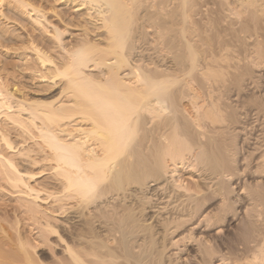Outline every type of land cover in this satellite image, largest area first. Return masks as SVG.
I'll use <instances>...</instances> for the list:
<instances>
[{
    "label": "bare ground",
    "instance_id": "1",
    "mask_svg": "<svg viewBox=\"0 0 264 264\" xmlns=\"http://www.w3.org/2000/svg\"><path fill=\"white\" fill-rule=\"evenodd\" d=\"M5 1L12 4L7 6L0 0V47H6L8 36L16 31L6 27L7 20L23 13L31 26L21 24L22 32L14 37L20 38L26 45L23 50L30 53L32 64L24 61L25 56L21 58L24 67L41 82L54 83L62 77L64 82L57 100L26 102L8 89V69L0 58V119L24 132L31 125L53 161V190L46 192L36 184L40 172L21 168L6 152L27 156L23 161L32 168L39 159L15 150L13 139L0 131L5 148L0 150L2 178L9 184L10 193L22 195L19 206L28 221L38 224V235L33 238L16 231V249L7 256L0 249V264H6L3 260L7 258L9 264H45L30 250L51 239L56 240L53 245L61 247L60 255L54 252L55 258L50 259L53 264H176L169 247L177 248L180 243L188 253L180 264H264V223H257V217L248 210L251 205H264V139L256 129L249 132V138L244 136L247 126L264 119V92L249 94L258 88L253 89L258 84L255 77L264 76L263 44L258 47L262 49H255L256 61L250 60L260 68H254L245 54L238 62L231 59L234 64L230 61L232 65L227 67L218 64L220 54L203 56L200 61L202 57L186 40L191 54L186 59L175 57V64L170 66L146 58L143 52L147 47L142 52L143 48L136 45L140 25L136 17L133 19V11L135 14L142 5L138 0ZM189 1L182 4L186 6ZM49 12L57 22L49 20ZM243 24L247 32L251 23ZM258 29L264 36V27L258 25ZM184 42L180 40L179 45ZM184 70L193 74L191 84L204 90L205 104L197 106L199 97L192 85L180 81L178 73ZM86 84L94 89L97 85L99 93L91 87L84 89ZM60 94L69 99L61 100ZM180 94L182 101L177 100ZM80 96L85 99L83 103L78 100ZM183 101L195 108L196 118L185 117ZM239 101H248V105L234 108ZM258 124L262 127L263 123ZM179 170L191 172L199 180H182L176 174ZM242 172L251 176L248 183L255 187L250 188L249 196L237 199L248 185L238 180ZM238 210V222L225 228L222 221L233 220L231 214ZM55 217L61 219L56 221ZM191 245L193 249L188 250Z\"/></svg>",
    "mask_w": 264,
    "mask_h": 264
},
{
    "label": "rangeland",
    "instance_id": "2",
    "mask_svg": "<svg viewBox=\"0 0 264 264\" xmlns=\"http://www.w3.org/2000/svg\"><path fill=\"white\" fill-rule=\"evenodd\" d=\"M137 1V0H136ZM134 0V2H136ZM140 1V3L142 5L139 4L140 8L136 10V13L134 14V11H133V19L136 17L137 18V23L141 26H139L138 28V35L137 36L138 40H136V45L139 46L140 48H143L141 49L142 52L143 50H145L146 48V52H143V56H146V58L150 57V58H153L154 61L158 62L159 60V63H162V64H167V65H172V64H175L176 62V58H181V57H185L188 58V55H190L191 53L188 51V48L186 46V43L184 42L185 40L188 41L195 53H196V50H197V53L196 54H200L199 57H202L198 60L200 61H203L204 58L203 56L205 57H209V56H213V54L217 56H222L225 60L223 61V58L221 59L220 57L218 58L219 59V65L223 64L225 67H227L228 65H232L234 64V60L235 62L244 57L243 55L245 54L246 56L245 57H248L249 61L251 60L252 62L256 61L255 57L253 56H256V58L258 57L257 53H256V50L255 49H262L261 47H259V43H262V47L264 48V36L262 35L263 33H261L258 29V25H262L264 27V0H252V3L251 1L249 2V0H190L188 3L191 2V4H188L185 6V3L184 5L182 4L184 2V0H138ZM162 1V2H161ZM166 1V2H165ZM224 1V2H223ZM239 1V2H238ZM254 1V2H253ZM133 2V3H134ZM176 2L179 4H176ZM243 2V3H242ZM4 4H6L7 6H11L12 3H9V2H6L4 0L3 2ZM132 3V4H133ZM137 4V3H135ZM138 4L136 5V7H139ZM221 4V5H220ZM250 4V5H249ZM167 5V6H166ZM227 5V6H226ZM242 8H241V6ZM255 5V6H254ZM181 6V7H180ZM197 6V7H196ZM260 6V7H259ZM62 7H65V6H62ZM68 6H66L67 8ZM130 7L135 8V6L133 7V5H131L130 3ZM167 7V8H166ZM185 7V8H184ZM58 8H61V6H59ZM177 10H176V9ZM184 8V9H183ZM246 8V9H245ZM258 8V9H257ZM263 8V9H261ZM157 9V10H156ZM253 11H252V10ZM256 9V10H254ZM260 9L262 11H260ZM134 10V9H133ZM151 10V11H150ZM162 10V11H161ZM172 10V11H171ZM251 10V11H250ZM146 11V12H145ZM167 11V13H165ZM227 13H225V12ZM230 11H232V14ZM239 11V12H237ZM249 11V12H248ZM254 11H257V12H254ZM260 11V13L258 12ZM183 12V13H182ZM188 13V17L185 18L184 16L186 15L185 13ZM251 12V13H250ZM138 13V14H137ZM176 13V14H175ZM195 13V14H194ZM222 15H221V14ZM253 13V14H252ZM18 14L20 15L19 16H15V17H12V19L10 20H7L8 24H7V28L9 30H13L16 29V31H14V34L12 35H9V41H7V43H5L6 47L4 46L3 49L0 47V52L1 50L3 51L2 52V56H0L1 59H3V62H5L6 64V67H7V71H6V75H5V79H6V84H7V87L9 90H12L14 93H15V96H17L18 98H21L22 99H26V102L28 101H37V100H42V101H45L46 102H50V101H54V100H57V97L60 93V89L63 85V82H64V78L62 77V79H54V83L52 81L49 82V81H46V82H41L39 81L38 78H36V76L34 75L33 76V72L32 70H29V69H26L24 67V63L25 62H28L30 64H32V60L30 59V53L26 52V50L24 51L23 47H25L26 45L20 41V38L18 37H14V35H16V33H21L22 30L20 29L21 28V24H26L27 27H30L31 23L29 22V18L28 16L26 15H22L23 13L21 12H18ZM165 16H164V15ZM185 14V15H183ZM251 14V16H250ZM256 16L254 17L253 15ZM135 15V16H134ZM155 15V16H154ZM167 15V17H166ZM170 15V16H169ZM48 16H49V20H51L52 22H57L55 21V17H53V14L52 13H48ZM139 17V18H138ZM156 17V18H155ZM246 17V18H245ZM258 20H257V18ZM262 17V18H261ZM1 18V16H0ZM15 18V19H14ZM135 18V20H136ZM181 18V19H180ZM194 18V19H193ZM255 18V20L253 21V19ZM70 19V17H69ZM172 19V20H171ZM184 19V20H183ZM197 19V20H196ZM2 21V18L0 19ZM13 20V21H12ZM169 20V21H168ZM211 20V21H210ZM222 20V21H221ZM240 20V21H239ZM251 20V21H250ZM261 20V21H260ZM0 21V22H1ZM24 21V22H23ZM68 21V20H67ZM69 21H72V20H69ZM68 21V22H69ZM242 21V22H241ZM245 21H248L249 23H251L248 27V30L247 29V32H246V28L244 26L243 23H245ZM6 20H4L3 23H5ZM152 22V23H151ZM195 22V23H194ZM237 22V23H236ZM253 22V23H252ZM257 27H256V25ZM259 22V23H257ZM261 22V23H260ZM171 24V26H170ZM198 24V25H197ZM240 24V25H239ZM255 27H254V25ZM203 25V26H202ZM144 28H143V27ZM150 26V27H149ZM159 26V27H158ZM162 26V27H161ZM180 26H182L180 28ZM184 26V27H183ZM209 26V27H208ZM216 28H215V27ZM234 26V27H233ZM243 26V27H242ZM174 27V28H172ZM255 29H254V28ZM73 28V27H72ZM211 28V29H210ZM252 28V29H251ZM257 28V29H256ZM145 29V30H144ZM168 29V30H167ZM180 29V32L182 31V33L180 34V32L178 31ZM232 29V30H231ZM235 29L237 31H235ZM142 30V31H141ZM154 30V31H153ZM241 30V31H240ZM254 30V31H253ZM255 30L257 32H255ZM71 32L75 33L77 32L76 30H70ZM141 31V32H140ZM163 31V32H162ZM184 31V32H183ZM187 31V32H186ZM193 31V32H191ZM189 32V33H188ZM208 32V33H207ZM236 32V33H235ZM239 32V33H238ZM143 33V34H141ZM176 33V34H175ZM231 33H233V35H231ZM238 33V34H237ZM255 33V34H253ZM67 34V33H65ZM189 34V35H188ZM192 34V35H191ZM202 34V35H201ZM205 34V35H204ZM224 34V35H223ZM236 34V35H235ZM141 35L142 38H141ZM181 35V36H180ZM246 35V36H245ZM65 36V35H64ZM159 36V37H157ZM170 36V37H169ZM180 36V38H179ZM189 36V37H188ZM236 36V37H235ZM256 36V37H255ZM259 36V37H258ZM11 37V38H10ZM183 37V38H182ZM253 37V38H252ZM157 38V39H156ZM207 38V39H206ZM220 38V39H219ZM236 38V39H235ZM251 38V39H250ZM257 38V39H256ZM172 39V44L170 42V40ZM201 39V40H199ZM239 39V41H238ZM247 39V40H246ZM65 40H69L68 37L65 38ZM180 40H181V43L184 42L185 45H179L181 44L180 43ZM191 40V41H190ZM147 41V42H146ZM242 41V42H240ZM239 42V43H238ZM204 43V44H203ZM247 43V45H246ZM255 43V44H254ZM258 43V44H257ZM15 44V45H14ZM195 44V46H194ZM203 46H202V45ZM222 44V45H221ZM227 44V45H226ZM237 44V45H236ZM247 47H243L244 45ZM257 44V45H256ZM25 45V46H24ZM142 45V47H141ZM146 45V46H145ZM216 45V46H215ZM219 45V46H218ZM236 45V46H235ZM240 45V46H239ZM254 45V46H253ZM256 45V46H255ZM21 46V47H20ZM229 46V47H228ZM233 46V47H232ZM215 47V48H214ZM241 47V49H240ZM250 47V48H249ZM253 47V49H251ZM257 47V48H256ZM213 48V49H212ZM228 48V49H227ZM232 48V49H231ZM234 48V49H233ZM237 48V49H236ZM238 48L240 49V51L244 49H246V53H244L245 51H242L240 52L238 50ZM149 49V50H148ZM208 49V50H207ZM238 51H236V50ZM148 50V51H147ZM156 50V51H155ZM210 50L213 51L214 53L211 52L212 55H210ZM218 50V51H217ZM221 50V51H220ZM150 53H147L149 52ZM233 51V52H232ZM207 52V53H206ZM225 52V53H224ZM240 52V54H239ZM252 52V53H251ZM145 53V54H144ZM206 53V55H205ZM209 53V54H208ZM231 53V54H230ZM256 53V55L254 54ZM19 54L21 55L19 57ZM149 54V55H148ZM157 54V55H156ZM164 54V56H163ZM181 54V55H180ZM225 54V55H224ZM226 54H227V57H226ZM235 56H234V55ZM250 54V55H249ZM183 55V56H182ZM209 55V56H208ZM229 55V56H228ZM231 55H232V58H231ZM25 56L24 58V61L25 59L27 61L23 62L21 60V58ZM225 56V57H224ZM234 56V58H233ZM237 56H240V57H237ZM176 57V58H175ZM214 57V56H213ZM215 57V58H216ZM252 57V58H251ZM164 58V60H163ZM238 58V59H237ZM254 58V59H253ZM157 59V60H156ZM216 58V60H218ZM221 59V60H220ZM227 59V61H226ZM231 59H234V60H231ZM237 59V60H236ZM247 59V60H248ZM253 59V60H252ZM31 60V61H30ZM231 61L232 64H229ZM251 63V65H254V68L257 66V64H254V63ZM164 62V63H163ZM171 63V64H170ZM199 63V62H198ZM228 64V65H227ZM256 65V66H255ZM262 66V64L260 65ZM259 67V65L257 66V68ZM260 68V67H259ZM263 68V66H262ZM15 70V71H14ZM263 72V70H261ZM96 71H93V73H95ZM186 72V73H185ZM188 71H183L181 73V75L178 73V75L180 76L179 78L181 79L180 81L183 80L182 83H188L189 85H192V90L195 91V93L197 94V96L199 97L198 100H196V105L197 106H200L201 103L205 101V95H204V90L200 89L198 90L197 88V85L193 84L194 82H192L191 84V78L193 79V77L191 75H193L191 72V75L187 73ZM185 73V74H184ZM257 73H260V72H257ZM11 74V75H10ZM184 74V75H183ZM259 75V74H258ZM256 76L254 80L255 83H258V84H255V88L253 89H256V94L253 90V92L251 91L249 94H254V96H257V93L260 92H264V77L263 74H260L262 77L260 78V75L259 76ZM59 77V76H58ZM61 77V76H60ZM191 77V78H190ZM258 77V79H257ZM190 78V79H189ZM191 80V81H190ZM8 81V82H7ZM263 82V83H262ZM60 83V84H59ZM92 84V83H91ZM94 84V83H93ZM92 84V85H93ZM90 86L88 84H86V86H83L85 87L84 89H89V87H91V89L95 90L97 85L94 86L95 89L93 88V86ZM257 85V86H256ZM260 85V87H259ZM191 88V86H190ZM196 88V90H195ZM49 89V90H48ZM102 89V88H100ZM97 90H99V88H97ZM202 90V91H201ZM263 90V91H262ZM92 91V90H91ZM189 90L187 89V92ZM197 91V92H196ZM95 93H99V91L97 92L95 90ZM188 94V93H187ZM190 94V93H189ZM188 94V95H189ZM251 94V95H252ZM56 96V97H55ZM181 96L183 95H179V98L177 100H180ZM204 96V97H203ZM71 97L73 99L77 98L78 96H72ZM82 96H80V98H78V100L83 101L85 100L84 97L81 98ZM61 100H64V99H69L68 97L66 98L64 95L62 96V94H60V97H59ZM204 98V99H203ZM185 99V98H184ZM224 101L228 102L229 103V100L227 101V99H225V97H223ZM80 101V102H81ZM182 101V99H181ZM249 101V104H252L253 100H251V98L248 100ZM248 101L244 102L247 103L246 106L248 105ZM179 104L181 102L177 101ZM202 103V104H203ZM234 103V102H233ZM239 103L243 104V101H239ZM238 102L234 103L235 104V107L234 108H237L238 106L241 107V106H244L239 104ZM183 104H185V117H189V119H194L196 118L195 116L197 115L196 112H195V108L193 109V106L188 104L187 101H183ZM205 104V103H204ZM236 104H238L236 106ZM187 109V110H186ZM196 114V115H195ZM183 117V116H182ZM184 117V118H185ZM194 117V118H193ZM78 119V118H77ZM252 121L254 120L253 118L251 119ZM250 120V121H251ZM263 120V121H262ZM260 119L258 121V123H263L260 127V124H255V121L254 124L253 122L251 123V125H249V127L245 129V133H244V136L246 138H249L250 137V133L249 132H252L254 131L255 129L257 130L258 132V135H259V131H260V136L262 137V139H264V119ZM261 121V122H260ZM37 122H40L39 120H37ZM256 125H258V127H260V129L257 127L256 128ZM4 126V127H3ZM6 126L8 128H6ZM0 131H2L3 134L7 135L8 134V137L12 140L13 139V145L16 146V149L15 150H21L22 152L24 153H27L28 155L30 154L31 156L34 157V155L37 157V159H39V163L35 164V166L32 168L31 166L33 165H29V164H26L27 161H23V158L27 159V156H20L17 154V152H13V151H9V152H6L3 151V152H6L7 154H9L10 157H12L15 161L14 162H17V164L21 167V168H24V169H28V171L30 172H40L41 176L36 178V184L38 185L39 188H46L44 190H46V192H48V190H50L52 192V180L50 179L52 177V165H53V161L50 159L51 158V155H50V152L48 150L47 147H45L44 143H42V140L40 139L39 137V134L38 132L36 131V129H34L31 125L28 127L29 129L24 132L22 131V129L20 130L19 127H13V125L11 126V124L9 125L8 123H6V121L4 122V119H0ZM10 130V131H9ZM32 130V131H31ZM259 130V131H258ZM4 131V132H3ZM257 132H255L257 134ZM1 133V132H0ZM1 133V134H2ZM1 134H0V137H1ZM263 134V135H262ZM19 135V137H18ZM247 135V136H246ZM251 139H249L250 141ZM237 141V140H236ZM252 141V140H251ZM0 150H4L5 148L3 147V142L1 141L0 139ZM35 142V143H34ZM264 142V140H263ZM18 143V144H17ZM249 146H251L249 143H247ZM35 147H34V146ZM39 145V146H38ZM42 146V147H41ZM24 147V148H23ZM27 147V148H26ZM39 147V148H38ZM41 147V148H40ZM45 147V148H44ZM0 151V152H1ZM20 151V152H21ZM40 151V152H39ZM29 152V153H28ZM243 152V150L241 151ZM240 152V153H241ZM43 153V154H42ZM239 153V151H238ZM39 154V155H38ZM242 154V153H241ZM26 155V154H25ZM22 157V159H21ZM44 160H43V159ZM42 162H41V160ZM48 160V161H47ZM21 161V162H20ZM23 162V163H22ZM244 162L246 163L247 162V159L244 160ZM26 165H25V164ZM243 163V164H245ZM243 164H239V166L243 165ZM1 167V165H0ZM40 169V170H39ZM3 170L0 168V229L2 230V227H3V231L0 230V246H2V248L0 247V249H2V252L0 250L1 253H3L4 255H8L7 253L13 250L16 249V246L14 244V242H16V231H21V235L25 238H33V236H37L38 235V228L36 227L38 224H36L35 222L33 223V221L29 220L26 218V214L22 211L23 208H21L19 206V204L21 203L20 201V196H22L21 194H16V193H10L11 192V188L9 189V185L8 183L6 184V180L2 177H4V175L2 176V172ZM245 172H242L240 173V176L238 177V180L241 181V184L244 183V185H247V186H243V189H242V193L241 194H237V199L242 197V196H246V195H250L252 193V189L250 188H254L253 185H250V184H253V183H248L249 180H251V176H247L244 174ZM39 174V175H40ZM176 174L178 176H180V178L185 181H197L199 180V178L191 173V172H188V171H185V170H179L176 172ZM243 178V179H242ZM262 179H264V176L262 177ZM190 179V180H189ZM237 180V179H236ZM5 181V182H4ZM50 181V182H49ZM32 182V181H31ZM43 182V183H42ZM229 182H232L228 180V183ZM33 183V182H32ZM35 183V182H34ZM50 183V184H49ZM43 184V185H42ZM50 185V187L48 186ZM250 185V186H249ZM43 186V187H42ZM45 186V187H44ZM8 187V188H7ZM49 187V189H48ZM51 188V189H50ZM238 192L239 190L241 191V189H237ZM236 190V191H237ZM49 191V192H50ZM251 193H250V192ZM14 195V196H13ZM235 196V194H234ZM239 196V197H238ZM237 202V201H236ZM234 202V204L236 203ZM5 205V207H4ZM46 206V204H42V207ZM48 206V205H47ZM235 208H237L235 205H233ZM263 209H264V205H262ZM20 207V208H19ZM41 207V208H42ZM248 207V206H247ZM252 207V208H250ZM248 210H250V214H254L257 219H256V222L258 223L260 221V223H264V210L261 208V205L259 204H255V205H251ZM255 207V208H254ZM14 208V209H13ZM16 208V209H15ZM258 208V209H257ZM6 209V210H5ZM239 209V207H238ZM259 209H262L259 210ZM4 210V211H3ZM247 210V211H248ZM8 211V212H7ZM261 211V212H259ZM12 212V213H11ZM16 213V214H15ZM232 213V212H231ZM261 213V214H260ZM263 213V214H262ZM14 214V215H13ZM230 214V213H229ZM234 214V215H233ZM252 214V215H253ZM13 215V216H12ZM253 215V216H254ZM234 216V217H233ZM238 216L240 217V213H239V210L238 212H235V213H232L231 214V217L233 218V220L231 218V221H222L223 224H225L224 226H226L225 228H232L233 226H235L234 224H236L238 222ZM263 216V217H262ZM16 217V218H15ZM255 217V218H256ZM260 217V218H259ZM262 217V218H261ZM26 218V219H25ZM56 221L57 219H61L60 217H55ZM237 218V219H236ZM254 218V219H255ZM54 219V218H53ZM52 219V220H53ZM240 219V218H239ZM259 219V220H258ZM262 219V220H260ZM77 220V218L75 219ZM61 221V220H60ZM19 222V223H18ZM32 222V223H31ZM54 222V220H53ZM148 222V221H147ZM226 222V223H224ZM231 224H229V223ZM55 224H60V222H54ZM259 223V224H260ZM222 224V225H223ZM17 226V227H16ZM231 226V227H230ZM18 228V229H17ZM17 229V230H16ZM226 229V230H228ZM14 231V232H13ZM36 231V232H35ZM2 232V233H1ZM3 234V235H2ZM6 235V236H4ZM4 236V237H2ZM32 240V239H31ZM53 239H51L50 241H48V243L51 245H49V247H47L48 245H43V244H38L37 248L36 249H29L30 252L33 251L34 254H32L36 259L38 258H41L42 260L44 259L43 262H45V264L47 263H51L52 261H50V259H53L55 258L54 256L52 255H60L61 251L59 248H61L59 245V247L53 245V243L56 241H52ZM33 241V240H32ZM32 241H30L32 243ZM52 241V242H51ZM2 242H6L4 244H1ZM10 242V244H8ZM36 242L33 241L32 244H35ZM57 244V243H55ZM7 247H6V246ZM180 245H183L180 243ZM169 247L170 251H174L173 253L175 255H177V257L173 254L172 257H173V261L177 262L176 264H180V260L182 261V258L183 257H186V254H188L187 252H185L186 248L187 247H183L181 246L180 247ZM54 246V247H53ZM57 247V248H56ZM183 247V248H182ZM10 248V249H9ZM12 248V249H11ZM51 248V249H50ZM53 248H56V249H53ZM176 248V250L174 249ZM182 248V249H181ZM44 249V250H43ZM50 249V250H49ZM172 249V250H171ZM180 249V250H178ZM185 249V250H184ZM189 249H193V245L191 246H188V250ZM36 250V251H35ZM52 250V251H51ZM59 250V251H58ZM4 251V252H3ZM43 251V252H41ZM178 251V252H177ZM55 252V253H54ZM180 252V253H179ZM32 253V252H31ZM54 253V254H52ZM46 254V255H45ZM37 255V256H36ZM39 256V257H38ZM41 256V257H40ZM53 257V258H52ZM176 258V259H175ZM9 258H7L6 260H3L4 263H8L10 261V259L8 260ZM185 263V260H183ZM6 263V264H7ZM9 264V263H8ZM53 264V263H51ZM182 264V262H181Z\"/></svg>",
    "mask_w": 264,
    "mask_h": 264
}]
</instances>
